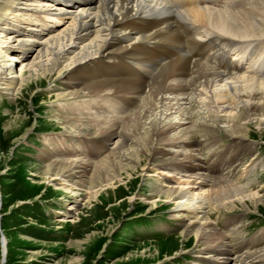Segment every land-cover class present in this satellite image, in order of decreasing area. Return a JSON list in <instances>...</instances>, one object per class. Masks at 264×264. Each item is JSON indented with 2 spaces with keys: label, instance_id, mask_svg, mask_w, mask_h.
<instances>
[{
  "label": "bare ground",
  "instance_id": "6f19581e",
  "mask_svg": "<svg viewBox=\"0 0 264 264\" xmlns=\"http://www.w3.org/2000/svg\"><path fill=\"white\" fill-rule=\"evenodd\" d=\"M197 6L189 0H0V49L11 45L10 52L22 62L18 96L39 82L63 76L72 98L94 101L91 106L92 102H84L82 110L72 106L66 114H93L88 109L97 114L98 109L107 106L114 110L121 103L137 107L120 119L65 116L66 128L74 132L65 135L87 143L81 154L110 151L94 165L87 181L75 179L87 175L90 169L86 167L91 165L74 157L79 150H71L66 142L58 151L59 157L45 151L41 156L48 164L44 174L67 183L63 188L66 193L85 189L88 202L95 195L96 186L90 184L95 177L100 179L97 186L107 189L123 179L115 171L125 170L126 177L132 178L151 165L156 169L152 176L161 174V181L167 179L164 189L151 190L158 198L152 207L157 203L171 206L169 217L183 227L181 237L198 244L196 255L202 264H264L263 248L242 257H228V236L206 216L212 204L218 209L242 207L253 212L264 204V197L250 191V182L238 186L223 178L222 170L212 175L201 162V146L191 141L199 128L204 130L188 125L193 115L181 122L184 113H189L185 112L189 96L195 95V101L214 114L216 122L224 124V132L235 139L247 141L252 124L264 133V78L233 72L247 57L248 67L256 71L264 64L260 45L264 39V16L260 14L264 11L249 10L237 16ZM183 42L186 49L181 52L177 46ZM232 44L238 45L229 57ZM32 51L36 56L30 62ZM204 56L216 64L205 62ZM6 65V70L11 68L0 65V93L12 97L16 79L2 77ZM175 114L181 119L170 121ZM20 120L13 119V124ZM81 126L91 127L95 133L85 138ZM203 127L208 133L215 131ZM131 144L137 147L129 149ZM164 144L170 148L162 151ZM63 153L69 157H62ZM195 209L196 222L185 224L186 214Z\"/></svg>",
  "mask_w": 264,
  "mask_h": 264
},
{
  "label": "rangeland",
  "instance_id": "374dc122",
  "mask_svg": "<svg viewBox=\"0 0 264 264\" xmlns=\"http://www.w3.org/2000/svg\"><path fill=\"white\" fill-rule=\"evenodd\" d=\"M246 2L256 8H243L242 4L243 7L240 8L220 9L221 7L214 8L210 3L197 7L224 11L228 15L238 13L237 16L249 10L259 13L264 11V0ZM239 5L242 6L240 2H234L231 6ZM260 15L263 17L264 12ZM10 48L11 45L6 50L0 49V65H11L8 70L7 65L5 66L2 77L16 79L14 96H8L4 91L0 93V264H202V259L196 255L198 244L181 237L183 227L169 217L171 206L157 203L158 206L152 207V201L155 202L158 198L151 194V190L164 189L167 179L161 181V174L152 176L156 169L151 168V165H147L140 173L133 174L132 178L126 177L125 170L115 171L123 179L107 189L97 186L100 179L95 177L90 183L96 186L93 188L95 195L88 202L85 189L78 193L73 192L75 189H70L66 193L67 190L63 188L67 183L63 185L59 180H52V175L44 174L48 164L41 156L48 151L47 154L59 157L58 151L63 148L62 143L67 142L71 150H79L74 155L76 159L84 158L91 163L86 167L90 169L89 173L82 177L76 176L75 179L78 180H89L94 165L110 152L102 151L96 156L81 154L87 143L82 141V144L65 135L74 133L71 128H66L65 116L120 119L121 116L133 114L137 107L121 103L122 106L116 105L114 110L107 106L104 110L98 109L97 114L95 109H88L87 112L93 114L78 115L77 112L68 111L67 115L65 111L68 108L76 106L75 109L82 110L86 106L84 102H92L88 105L91 106L94 101L84 99L82 102L81 99L72 98L68 84L62 80L63 76L39 82L26 92L23 91L22 96H18L16 91L23 81L22 62L18 57L15 59L17 55L10 52ZM35 56L34 51L30 52V62ZM8 59L10 62L6 61ZM25 72V77H28L29 73ZM196 97L189 96L188 102L195 103L185 104V112L189 113H184L185 120L182 119L181 122H187L185 116L188 118L193 115V120L188 125L192 128L198 125L204 130L200 131L197 126L196 130L199 131L191 139L198 148L201 146V162L212 175L219 170L224 171L222 177L232 180L238 186H245L250 182V191L264 197L262 130L252 124L247 141L235 139L224 132V124L216 122L214 114L195 101ZM15 118L21 119L17 125L13 124ZM180 119L175 114L169 120L177 122ZM203 125L213 127L215 135L212 131L206 132ZM83 127H80L82 135L92 137L94 129ZM104 142L109 144L107 139ZM132 145L128 146L129 149L137 147ZM169 146L170 144H164L162 151L168 150ZM62 157L69 156L63 153ZM230 169L233 172L227 173ZM231 174L234 180L228 177ZM152 185L155 186L150 187ZM73 193L76 196H72ZM212 205L207 209L206 216L217 230L228 236L227 242L231 250L228 257H242L264 249V204L257 206L253 212L242 207L224 210ZM192 211L186 214L185 224L196 222V209ZM169 240L172 242L160 246L158 244Z\"/></svg>",
  "mask_w": 264,
  "mask_h": 264
},
{
  "label": "water",
  "instance_id": "95a60500",
  "mask_svg": "<svg viewBox=\"0 0 264 264\" xmlns=\"http://www.w3.org/2000/svg\"><path fill=\"white\" fill-rule=\"evenodd\" d=\"M1 242L3 243L2 237H1Z\"/></svg>",
  "mask_w": 264,
  "mask_h": 264
}]
</instances>
